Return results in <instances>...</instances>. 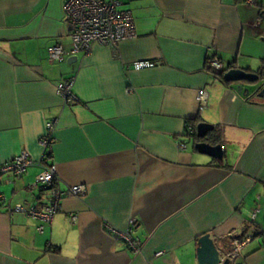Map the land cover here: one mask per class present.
Instances as JSON below:
<instances>
[{
	"label": "crops",
	"instance_id": "0c3cea01",
	"mask_svg": "<svg viewBox=\"0 0 264 264\" xmlns=\"http://www.w3.org/2000/svg\"><path fill=\"white\" fill-rule=\"evenodd\" d=\"M65 1L0 0V166L22 152L41 162L53 123L50 161L0 179V264H198L200 237L224 259L230 233L243 242L234 264H264V77L239 93L206 69L216 56L224 70L263 71L264 0H120L134 39L51 63L49 48H71ZM141 61L155 66L133 70ZM69 77L73 105L55 91ZM201 123L218 131L221 163L195 150L209 144L188 132ZM48 164L60 191L86 192L62 198L39 233L13 209L46 205L34 184ZM109 228L131 229L139 252Z\"/></svg>",
	"mask_w": 264,
	"mask_h": 264
},
{
	"label": "built area",
	"instance_id": "2783aa9c",
	"mask_svg": "<svg viewBox=\"0 0 264 264\" xmlns=\"http://www.w3.org/2000/svg\"><path fill=\"white\" fill-rule=\"evenodd\" d=\"M122 2L120 0H66L63 6L64 19L69 26V38L71 48L69 51L64 50L61 46L55 45L48 49V59L51 63H62L68 57L77 56L78 54L86 55L91 47L95 44L110 47L116 50L118 45L132 40L136 37L133 17L130 11L121 10ZM155 66L153 62L141 61L132 64V69L140 71L151 69ZM206 69L216 73L224 69L223 62L220 58L212 56L206 61ZM74 77H69L59 81L55 86L56 94L63 100L65 105H73L78 99L72 92ZM208 95L205 90H198L196 101L198 111L202 112L207 104ZM53 123L46 124L45 135L40 139L39 145L42 149L41 162L36 163L29 155L22 152L9 163L0 166V179L5 175H11L15 179L22 177L28 168L50 161L47 154L51 153L53 144ZM188 132H192V127H188ZM179 149H185L184 144L179 145ZM56 169L53 164L42 167V171L36 176L34 186L48 191V200L40 210L25 209L17 205L14 212H26L31 218L39 222L37 231L42 233L45 226L51 224L54 216L59 211V205L65 196L82 197L86 189L82 185L72 186L66 192H62L57 187ZM5 203L3 195L0 193V205ZM70 219H75L70 215ZM133 221L130 222V228ZM111 233L119 240L124 242L127 248L133 252H139L140 243L132 235L131 229L126 232H118L109 228ZM230 240V250L226 254V259L230 264H234L239 256L240 248L243 242L235 239L233 234L227 235ZM264 247V237H263ZM157 254L156 256H160ZM223 261V260H222ZM222 264V263H221Z\"/></svg>",
	"mask_w": 264,
	"mask_h": 264
},
{
	"label": "water",
	"instance_id": "95a60500",
	"mask_svg": "<svg viewBox=\"0 0 264 264\" xmlns=\"http://www.w3.org/2000/svg\"><path fill=\"white\" fill-rule=\"evenodd\" d=\"M73 59L75 60L76 57H73ZM226 70L227 71L222 76V80L227 84H240V86L237 88L239 93L248 92V90H244L242 88V85H256L261 82L264 77V69L262 71V75H259L257 72H251L247 69H237L231 65H229ZM257 98L264 99V85L260 87L259 92L257 93ZM212 130L213 127L210 125L205 123L199 124L196 128L197 139H205L206 136L212 132ZM194 148L198 153L207 155L217 160L219 163H221L223 160V150L221 145L211 146L207 143L201 142L195 144ZM197 259L198 264H230L228 259H221L219 252L209 235H203L199 238Z\"/></svg>",
	"mask_w": 264,
	"mask_h": 264
},
{
	"label": "trees",
	"instance_id": "16d2710c",
	"mask_svg": "<svg viewBox=\"0 0 264 264\" xmlns=\"http://www.w3.org/2000/svg\"><path fill=\"white\" fill-rule=\"evenodd\" d=\"M226 71H227V70H223V71H221V72H216V73H214V74H216L218 77L222 78L223 74H224ZM257 73H258L259 75H262V71H261V72H257ZM192 124H193V123H192ZM192 128H193V134H192L191 136L194 138L195 141H197V140H199V139L196 138V128L194 127V125L192 126ZM218 139H219V137H218V131L216 130V128H214L213 131L210 132V133L206 136V138H205V140H206L207 142H209V144H211V145H217V144H218ZM201 141H202V140H201ZM47 158L51 159V153H48V154H47Z\"/></svg>",
	"mask_w": 264,
	"mask_h": 264
}]
</instances>
